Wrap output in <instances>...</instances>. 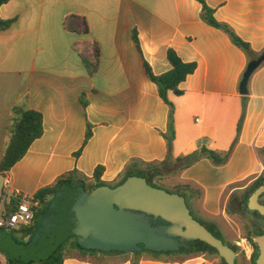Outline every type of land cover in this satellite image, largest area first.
<instances>
[{
    "label": "crops",
    "instance_id": "crops-1",
    "mask_svg": "<svg viewBox=\"0 0 264 264\" xmlns=\"http://www.w3.org/2000/svg\"><path fill=\"white\" fill-rule=\"evenodd\" d=\"M205 1L216 19L229 24L253 51H264V0ZM73 17L86 20L87 33L76 32ZM0 19L13 21L0 28V162L14 107L25 104L43 115V135L7 175L12 189L34 196L72 171L91 178L99 166L102 180L115 183L128 172L139 174L147 164L164 162L170 108L147 77L144 60L156 75L166 73L172 48L184 62L197 64L180 85L184 94L170 95L173 159L202 147L228 151L246 100L242 130L226 165L203 158L183 171L175 166L161 171L169 185L165 189L184 196L196 216L222 232L229 201L264 174V156L258 153L264 148V64L242 95L247 56L203 21L196 0H9L0 7ZM95 45L100 57L91 76L84 59L94 61ZM89 126L92 136L84 146ZM9 201L2 197L1 215ZM72 250L66 248L64 264L102 262L100 253L83 256ZM198 259V264H223L213 254ZM139 264L181 263L149 257Z\"/></svg>",
    "mask_w": 264,
    "mask_h": 264
},
{
    "label": "water",
    "instance_id": "water-1",
    "mask_svg": "<svg viewBox=\"0 0 264 264\" xmlns=\"http://www.w3.org/2000/svg\"><path fill=\"white\" fill-rule=\"evenodd\" d=\"M4 26L0 19V28ZM263 63L264 53L248 63L239 86L242 95L248 94L250 78ZM4 181L5 175L0 174V208ZM263 194L264 181L249 197L248 208L264 216V205L258 202ZM0 229V253L11 262L24 264L49 259L73 238L83 250L133 255L176 252L201 241L216 249L226 264H236L237 258L230 245L192 216L184 196L151 185L139 175L116 187L106 185L91 191L62 185L36 220V230L27 244L5 233L7 226ZM255 243L259 251L255 264H264V234ZM5 246H10L13 254Z\"/></svg>",
    "mask_w": 264,
    "mask_h": 264
},
{
    "label": "trees",
    "instance_id": "trees-1",
    "mask_svg": "<svg viewBox=\"0 0 264 264\" xmlns=\"http://www.w3.org/2000/svg\"><path fill=\"white\" fill-rule=\"evenodd\" d=\"M196 1L199 2L202 6L203 21L207 25L224 32L229 37L231 42L245 53L248 59V63L256 60L258 57H260L264 53V51L262 53H256L255 51H253V49L251 48V45L248 42L244 41L229 24L218 21L215 17V9L211 8L206 3L205 0H196ZM8 2L9 0H0V7L4 4H7ZM73 18L76 21V32L87 33L88 25H87L86 20L78 18V17H73ZM12 22L13 21H7L5 24L6 26H9L10 24H12ZM132 38H133V42L136 48L139 50L140 53H142L139 38H138V33L136 31H133ZM99 57H100L99 49L97 45H95L94 46V61H88L84 59L85 65L91 76H93L94 73L97 72V68H98L97 63H98ZM167 59L171 65V69L168 72L160 74V75H156L153 72L149 63L144 60V67H145L147 77L149 78L151 82L157 85L160 98L170 108L169 128H168L167 134L164 135L167 141V145H168V156L166 160L158 164L145 165L144 171L139 174L128 172L124 176V178L120 179L116 183H108L102 180V176L104 172V168L102 166L97 167L94 175L91 178L81 175L78 171L69 172L61 176L52 186L44 187L40 189L34 195V197L37 200H39L40 203L42 204V208L37 211L36 220L43 213V211L49 207L52 199L54 198V195L57 193V191L62 185H68L73 188L83 186L87 191H91L97 187L106 186V185H109L111 187H116L122 184L128 177L133 176V175H139V176L145 177L149 184L154 185L158 188L165 189L164 186L159 185L157 182V180L162 178L161 170H162V167L164 166H175L178 171H183L193 166L194 164H196L203 158L209 159L216 166H223L229 162L232 152L238 142V138L242 130V125H243L245 113H246V100L243 102L242 115L237 125V137L228 151L218 152L215 150L208 149L206 147H202L199 150L189 155L180 156L176 159L172 158V143L175 138V127H174L175 106L173 102L170 100V95L173 94L175 96H182L184 94V91L180 88V85L187 80L189 75H192L195 72L197 68V64L195 62H191V63L184 62L181 59V57L178 55V53L172 48H169L167 51ZM83 104L85 107L87 106L86 101H84ZM42 135H43V115L38 111L30 109L25 104L14 107L13 115H12V124L10 127L9 142L5 149L3 158L0 162V174H4L5 176H7L11 168L25 156V154L27 153L32 143L35 140L39 139ZM91 136H92V131L89 126L88 131L86 133L84 146L86 145L88 140L91 138ZM80 153H81V150L77 153V155H79ZM258 153L259 155L264 156V148L259 149ZM262 181H264V174L261 175L256 180V185H259V183H261ZM167 191L171 192L169 190ZM248 198H249V195L246 197L244 201H242V206H246ZM19 203H20L19 199L12 197L10 201L5 204V210L3 212V216L10 217L18 208ZM35 230H36V225L24 231L27 234L28 239L26 241H22V242L18 241V242L23 243V244L29 243L31 238L34 235ZM209 231H211L213 235H215L217 238L221 239L222 241H225L224 243L230 245L236 254L239 252V247L236 246L235 244H232L226 241L222 235V232L220 231L215 232L213 230H209ZM11 232L13 233V231ZM246 236L248 239L251 240L254 247L256 248V251L254 252L250 260L252 264H255V261L258 257L257 245L253 241V238L251 235L247 234ZM200 243L201 245L206 246L205 247L206 249L204 251H207V250L212 251L218 255V252L216 249L212 248L211 246L207 245L204 242H200ZM67 247H69V249L78 251L83 256H87V255L92 256V255L99 254V253L103 255L126 254L122 252L104 253V252L95 251V250H83L78 246L76 239L73 238V239H69L66 243H64L58 249V251L49 259L45 261H41L39 263L31 262L28 264H64L65 251ZM143 253L150 254L153 260L160 261V262H163L164 257H167V254H168V253H154V252H148V251H143L141 254ZM139 255H135V256H139ZM221 260L223 264H226L222 258ZM130 262L131 264H139V259L133 258ZM7 264H24V263L11 262L8 259Z\"/></svg>",
    "mask_w": 264,
    "mask_h": 264
},
{
    "label": "rangeland",
    "instance_id": "rangeland-1",
    "mask_svg": "<svg viewBox=\"0 0 264 264\" xmlns=\"http://www.w3.org/2000/svg\"><path fill=\"white\" fill-rule=\"evenodd\" d=\"M163 171V170H161ZM165 174V171H164ZM158 184L161 186H166L169 187L167 181L164 178H161L159 180H157ZM116 183V182H115ZM248 196V190H246L243 194H242V201H244L246 199V197ZM236 196L234 198L231 199V201H229V212L227 214V219L223 222L224 224H222V232L226 238V241L235 244L236 246L238 242H241V239L247 238V234L245 231V222L244 220L239 216L240 213L242 212V208H240V205H238L237 201H236ZM7 234H9L12 238H14L17 242H22L23 240L21 239V237L19 236V234H15L12 232H5ZM18 242V243H19ZM6 247V251L7 252H11V247L10 246H5ZM205 245H200L198 248L200 250L199 255H187L185 257H166L169 260H173L175 262H179L181 264H198L196 262L199 261L198 258H204V256L206 254H213L215 256H218L215 252L212 251H204L206 248ZM239 247V246H238ZM72 252L75 253L74 250H72ZM11 254H13V252H11ZM102 258V262L101 264H104L106 261L107 262H112V261H117V260H132L133 258L136 259H141V258H149L151 257L150 254L147 253H143L140 254L139 256H135L133 254H110V255H103L100 254ZM237 258H238V264H251V261L248 260L244 254V252L242 251V249L239 247V252L237 253ZM7 260L8 257L0 254V262L1 264H7Z\"/></svg>",
    "mask_w": 264,
    "mask_h": 264
},
{
    "label": "built area",
    "instance_id": "built-area-1",
    "mask_svg": "<svg viewBox=\"0 0 264 264\" xmlns=\"http://www.w3.org/2000/svg\"><path fill=\"white\" fill-rule=\"evenodd\" d=\"M3 196L8 199L15 197L20 200V203L10 217L0 215V227L7 226L9 231L24 233L27 237L24 231L36 225V214L42 208V204L34 196L25 195L20 191L12 189L11 180L8 176H5ZM237 245L249 260L252 254V247L249 240L246 238L241 239V242H238Z\"/></svg>",
    "mask_w": 264,
    "mask_h": 264
},
{
    "label": "flooded vegetation",
    "instance_id": "flooded-vegetation-1",
    "mask_svg": "<svg viewBox=\"0 0 264 264\" xmlns=\"http://www.w3.org/2000/svg\"><path fill=\"white\" fill-rule=\"evenodd\" d=\"M261 183H259V185H256V181L250 186V188L248 189V195L249 197L251 196V194L260 186ZM236 201L238 203V205H240V208H242V212L240 213L239 216L244 220L245 222V231L246 234L251 235L253 238V241L255 242V239L264 234V216L261 215L258 211H254V210H250L248 208V201L246 203V206H242V193H239L236 196ZM186 199V198H185ZM249 200V198H248ZM231 201V200H230ZM187 206L190 210V213L192 214V216L201 224H203L206 228H208V230H213L215 232H218L219 230L217 229V226L211 222V223H204L198 216H196L190 205L189 202L187 201ZM259 204L264 205V194L260 196L259 198ZM229 204L226 207V211L227 213L230 211L229 210ZM223 237L225 238L224 234L222 233ZM248 239V238H246ZM226 240V238H225ZM251 247H252V254H251V258L254 254V252L256 251V248L254 247L253 243L251 242L250 239H248ZM201 241H193L191 242V247L189 249H185V248H180V250L176 251V252H168L167 256L168 257H185L187 255H199L200 250H199V246L201 245L200 243ZM225 242V241H223ZM226 244V243H225ZM257 245V244H256ZM258 249V247H257ZM188 253V254H187ZM187 254V255H186ZM259 254V251H258ZM251 258L249 260H251ZM236 264H238V258H236ZM252 264V263H251Z\"/></svg>",
    "mask_w": 264,
    "mask_h": 264
}]
</instances>
